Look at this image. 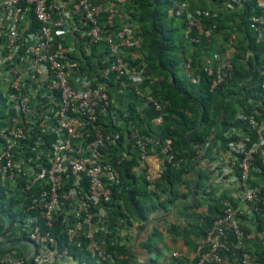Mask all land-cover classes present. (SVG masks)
I'll use <instances>...</instances> for the list:
<instances>
[{"label": "built area", "instance_id": "obj_1", "mask_svg": "<svg viewBox=\"0 0 264 264\" xmlns=\"http://www.w3.org/2000/svg\"><path fill=\"white\" fill-rule=\"evenodd\" d=\"M129 1L0 0V181L16 214L10 237L30 247L29 257L16 255L11 242L10 251L0 253V264H62L74 249L96 264H115L109 213L113 202L120 203L115 197L120 167L134 156L150 193L156 190L145 167L150 152L158 150L166 165L178 168L171 139L142 136L126 123L133 101L125 96L127 88L136 114L152 107L158 115L151 123L160 127L163 121V107L144 86V68L136 64L139 39L125 9ZM169 1L170 14L183 18L184 36L194 43L193 29L218 15L215 9L191 10L188 0ZM205 1L225 11L254 2L259 13L248 17V27L258 40L264 38V0ZM211 33L204 31L206 38ZM93 47H103L101 59L75 56ZM183 70L190 74V59ZM204 72L214 92L231 80L233 67L228 58L214 55ZM113 90L121 96L117 101ZM118 102L125 103L121 114ZM258 107L236 114L241 124L227 133V150L215 149L209 163L214 178L208 185L235 188L238 195L228 196L235 205L223 202L221 215L197 243L192 264H221L222 252L233 264H264L244 250V222L256 225L264 218V98ZM56 222L64 235L61 251L52 234Z\"/></svg>", "mask_w": 264, "mask_h": 264}, {"label": "trees", "instance_id": "obj_2", "mask_svg": "<svg viewBox=\"0 0 264 264\" xmlns=\"http://www.w3.org/2000/svg\"><path fill=\"white\" fill-rule=\"evenodd\" d=\"M191 10L196 8L208 10L212 13L218 11L216 18L205 17L196 26L191 38L197 42H191L185 38V23L183 18L170 14L171 4L169 0H130L125 6L133 26L135 37L139 39V47L134 51L138 55L137 65H145L146 80L144 86L150 88L153 98L159 102L163 109V121L157 131L153 133L150 124L158 113L152 107L145 110L144 115L135 113V101L133 94L126 90L127 97L133 101L127 106L129 117L127 124H131L142 136L156 137L172 140V149L178 168L165 165L160 182L174 185L179 182L185 171H190L191 163L204 153L208 159L211 153L218 147L225 151L231 138L227 133L241 123L235 120L237 113L248 114L253 109H258L260 101L264 98V38L258 40L248 27V17L258 14L254 9V2L245 3L234 11L217 9L213 4L205 0H188ZM210 29L211 36L206 38L204 31ZM99 49L92 48L95 55ZM91 53V54H92ZM228 58L233 67L231 80L224 82L214 91L210 92V78L204 72L206 65L212 61L213 56ZM102 56L92 55L89 59H101ZM191 60L190 74L184 73V64ZM218 63L215 62V68ZM183 71L182 75L179 71ZM192 79L195 82H192ZM0 116L2 115V96L0 94ZM128 132V128H126ZM137 166L135 157L125 162L119 169L121 176V190L116 194L120 203L113 202L110 206V228L116 232L117 223L121 226L142 229L148 221L152 211L163 203L144 206L138 195L140 188L147 190V183L142 176L141 187L136 186L137 178L133 174ZM197 187H202L208 181V176L203 171L197 173ZM159 182L156 180V188ZM208 195H214L212 189ZM0 199L6 200L5 189L0 181ZM230 201L235 205V200L226 194L212 200L213 211L207 219V226L203 233L205 236L216 218L221 215L223 202ZM171 201V200H170ZM12 202L7 201L5 209L13 221L16 214L13 212ZM165 203L164 205H166ZM256 228L258 233L264 234V218H257ZM56 240V249L61 251L65 247L64 235L60 230L59 222H56L52 231ZM244 250L256 257L259 263L264 260V243L258 236L254 239L247 238L249 230L244 227ZM203 236V237H204ZM228 247L233 250L234 239L228 234ZM148 249L151 240L146 244ZM117 256L115 264H128L130 257L128 248L118 243L111 249ZM74 258H84L91 261L84 251L72 250ZM223 258L229 254L221 253ZM148 264H156L149 259Z\"/></svg>", "mask_w": 264, "mask_h": 264}, {"label": "crops", "instance_id": "obj_3", "mask_svg": "<svg viewBox=\"0 0 264 264\" xmlns=\"http://www.w3.org/2000/svg\"><path fill=\"white\" fill-rule=\"evenodd\" d=\"M101 48L93 55L92 51L76 52L78 59H87L89 56L96 58V55H102ZM92 53V54H91ZM144 68L145 65L141 64ZM150 91V88L147 87ZM111 96L114 100H119L121 96L113 90ZM118 114L125 110V103L118 102ZM151 130L155 133L159 126L151 123ZM214 152L210 158L204 157L203 152L200 157L191 163L190 171H185L180 177L179 182L174 181V185L160 182L161 175L165 170V162L159 155L158 150L150 152L145 161L147 173H150L158 182L155 192L150 193L141 187L143 173L134 170L133 174L137 178L136 186L140 188L138 198L144 206L157 205L148 218L142 229H137L136 225L127 228L117 223L115 237L117 243L122 247L128 248L130 257L128 264H148L149 259L155 260L156 264H192L195 261V248L197 243L203 239V233L207 226V219L213 211L212 200L221 197L238 195L235 188L224 189L223 187L209 186L208 181L202 187H197V173L203 171L208 176V180L214 178V173L210 172V164L214 160ZM215 191L214 195L209 191ZM10 196V192L7 193ZM0 199V253L10 251V243L16 242L15 254L29 257L30 247L25 243H20L10 237V215L7 213L5 206L8 201ZM171 200V201H170ZM167 203L166 205H164ZM5 205V206H4ZM244 227L249 230V238L254 239L258 236L264 243V234L258 233L256 225L246 221ZM151 240V246L146 244ZM12 247L14 245L11 244ZM179 254L174 258L173 253ZM62 264H96L94 261H86L84 258L72 255ZM221 264H233L228 258L224 259Z\"/></svg>", "mask_w": 264, "mask_h": 264}, {"label": "rangeland", "instance_id": "obj_4", "mask_svg": "<svg viewBox=\"0 0 264 264\" xmlns=\"http://www.w3.org/2000/svg\"><path fill=\"white\" fill-rule=\"evenodd\" d=\"M182 73H183V71L180 70L179 74L182 75ZM0 104H1V102H0ZM92 261L96 262L94 259H92Z\"/></svg>", "mask_w": 264, "mask_h": 264}]
</instances>
